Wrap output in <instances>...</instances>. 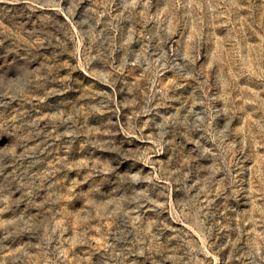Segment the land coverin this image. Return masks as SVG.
<instances>
[{
    "label": "rangeland",
    "instance_id": "rangeland-1",
    "mask_svg": "<svg viewBox=\"0 0 264 264\" xmlns=\"http://www.w3.org/2000/svg\"><path fill=\"white\" fill-rule=\"evenodd\" d=\"M0 264H264V0H0Z\"/></svg>",
    "mask_w": 264,
    "mask_h": 264
}]
</instances>
